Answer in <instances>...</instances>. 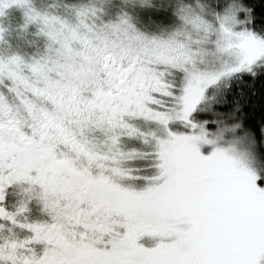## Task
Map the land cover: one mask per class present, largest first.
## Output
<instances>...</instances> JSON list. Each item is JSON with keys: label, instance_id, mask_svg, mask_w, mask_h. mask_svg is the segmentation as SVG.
Returning a JSON list of instances; mask_svg holds the SVG:
<instances>
[{"label": "snow or ice", "instance_id": "snow-or-ice-1", "mask_svg": "<svg viewBox=\"0 0 264 264\" xmlns=\"http://www.w3.org/2000/svg\"><path fill=\"white\" fill-rule=\"evenodd\" d=\"M12 7L0 264H264V0Z\"/></svg>", "mask_w": 264, "mask_h": 264}, {"label": "rangeland", "instance_id": "rangeland-1", "mask_svg": "<svg viewBox=\"0 0 264 264\" xmlns=\"http://www.w3.org/2000/svg\"><path fill=\"white\" fill-rule=\"evenodd\" d=\"M23 22L22 10L17 7H12L6 10V15L4 17H0V24L9 28L12 33V42L19 43L20 41L16 37V32L18 31V26ZM34 31V26H33ZM34 38V37H30Z\"/></svg>", "mask_w": 264, "mask_h": 264}]
</instances>
